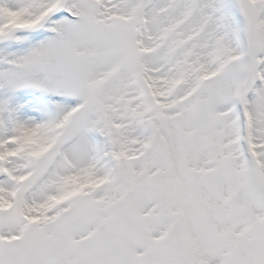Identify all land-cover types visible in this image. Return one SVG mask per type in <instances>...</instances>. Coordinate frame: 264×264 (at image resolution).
I'll return each instance as SVG.
<instances>
[{
  "label": "snow or ice",
  "instance_id": "1",
  "mask_svg": "<svg viewBox=\"0 0 264 264\" xmlns=\"http://www.w3.org/2000/svg\"><path fill=\"white\" fill-rule=\"evenodd\" d=\"M0 264H264V0H0Z\"/></svg>",
  "mask_w": 264,
  "mask_h": 264
}]
</instances>
